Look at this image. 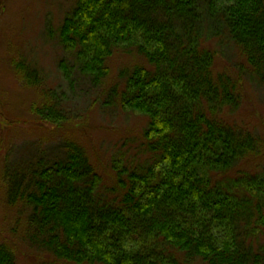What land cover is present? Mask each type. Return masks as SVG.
<instances>
[{
  "label": "trees",
  "instance_id": "16d2710c",
  "mask_svg": "<svg viewBox=\"0 0 264 264\" xmlns=\"http://www.w3.org/2000/svg\"><path fill=\"white\" fill-rule=\"evenodd\" d=\"M223 32L264 82V0L76 1L57 32L69 55L63 78L72 84L78 70L100 87L117 49L145 57L149 67L125 70L112 95L147 116L151 161L128 169L116 160L113 188L74 141L8 162V202L54 257L40 264H264V174L240 166L264 141L225 118L242 102L241 85L215 71L205 45ZM20 66L38 85V72ZM34 113L44 128L73 123L55 103ZM0 264H16L8 244Z\"/></svg>",
  "mask_w": 264,
  "mask_h": 264
},
{
  "label": "rangeland",
  "instance_id": "374dc122",
  "mask_svg": "<svg viewBox=\"0 0 264 264\" xmlns=\"http://www.w3.org/2000/svg\"><path fill=\"white\" fill-rule=\"evenodd\" d=\"M76 1L0 0V244H8L16 264L54 262V257L31 236V225L28 237L26 212L8 202L4 177L8 162L17 165L42 151L57 153L65 142L74 141L88 151L105 185L113 186L116 160L128 169L133 163L151 161L144 137L147 116L124 110L119 97L112 95L114 88H124L125 70L149 67L145 57L134 50L117 49L108 60L110 73L100 87L78 70L73 72L72 84L63 78L60 64L69 55L57 32ZM209 39L205 45L216 54L215 71L234 77L241 85L242 102L234 111L228 108L225 118L264 141V82L225 32ZM66 62L73 65L72 59ZM22 64L38 72V85L28 84L20 75ZM47 102L60 106L73 123L65 128L38 125L34 108ZM240 166L264 174V146L262 154L248 156ZM259 240L264 246V234Z\"/></svg>",
  "mask_w": 264,
  "mask_h": 264
}]
</instances>
